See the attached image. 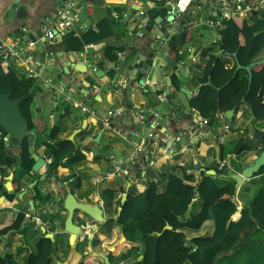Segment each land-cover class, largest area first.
<instances>
[{"label": "crops", "instance_id": "0c3cea01", "mask_svg": "<svg viewBox=\"0 0 264 264\" xmlns=\"http://www.w3.org/2000/svg\"><path fill=\"white\" fill-rule=\"evenodd\" d=\"M64 1L66 0H0V39L10 41L17 35H22L24 40L35 38V44L42 41L47 51L46 61L36 55L32 62L37 73L33 77L38 86L36 93H40V107L35 116L37 122L43 123L47 128L58 125L59 137L73 141L79 154L83 155L76 164L71 165L67 158L57 168L50 170L48 165L47 169L42 167L37 172L32 169L22 170L19 156L14 157L16 170L12 186L15 194L8 193L5 187L0 190V226L12 222L19 212L24 213L25 221L20 230L3 236L0 251L11 255L18 264H23L29 253L36 252V240L43 233L41 227L45 226L47 232L55 234L53 240L57 242L52 264H78L84 256L90 255L97 258L95 264H133L135 260L142 259V255L137 258H120L127 253V246L117 254L119 258L111 257L110 254L119 243L125 241L122 229L116 223L122 209L123 196L127 198L128 195L140 194L147 189L149 183H157L162 192L167 180L160 174L178 173L183 167L196 168L199 173L213 170L215 175L209 174L214 175L215 183L217 177L223 178L227 183H234L230 173L251 165L261 147L257 146L239 155L234 154V148L241 138L246 139V142H257L256 132H264V120L255 118L250 125H246L253 111L245 102L236 108L228 121L225 120L227 110H222L214 114V120L204 125L199 123L204 117L191 107L190 101L198 95L201 88L202 65L207 59L202 57L203 51L210 48L211 54L221 55L214 41L221 39L224 22L219 31L216 27L206 25V20L213 15L212 0H192L186 7H179L181 14L176 16L174 24L168 23L167 12L165 15L158 13L161 0L94 1L92 4L88 3L90 24H73L70 31L62 28L58 15L59 7ZM170 4L173 8L177 4L176 0H165L167 8ZM20 7L24 11L19 12ZM79 9L80 5L74 2L73 10ZM140 10H146L149 22L144 28L141 23L144 17L138 14ZM262 12L264 11L255 13L260 15ZM114 13L120 18L115 19ZM123 14H127V18ZM254 14L250 17H254ZM103 19L110 21L113 32L111 36L89 43L82 51L64 49L62 41L66 32L81 36L89 26L95 28ZM200 27L212 28L214 34L205 37ZM47 29L57 30L51 44L45 39ZM185 29L187 39L177 46L180 60L175 62L169 56V41L172 36L178 37ZM59 33L61 41L58 39ZM208 37H212L211 44ZM160 40L163 41L162 46L159 45ZM113 46L120 48L116 52V61L108 60L104 53L105 47ZM263 55L264 52L257 59L255 57V60L261 59ZM92 66L97 67L96 71L92 70ZM228 66L232 67V64ZM46 69L53 76L45 73ZM16 72L26 75L22 68H18ZM87 75L93 78L92 82ZM46 79L51 81L50 87L43 85ZM139 84L144 87H139ZM72 100L85 103L91 111L82 113L80 108L73 106ZM130 108L145 112V128L137 124ZM122 109H126L124 115L113 120L109 127L102 126V119L108 110ZM225 124H228V130L224 129ZM152 125L157 132L179 136V143L173 147L169 141L159 143L155 165L145 167L140 160L130 161V155L133 142L140 141L134 135L135 131L143 135L146 127ZM38 131L41 132V129L31 131L32 150L52 161L45 153L44 137ZM117 131L127 138H121ZM149 143L145 138V146L148 147ZM226 144L233 151V160L229 161L233 163L234 170L219 169L221 160L229 156L226 154ZM240 155L247 156L242 165L237 162ZM117 166L125 168L126 174H112ZM10 170L11 167L7 169V175ZM0 175L1 180L2 174ZM5 182L4 178L3 185ZM248 182L251 180L243 182L235 191L237 210L230 219L234 225L224 241L223 250L214 260L230 255L234 257L241 252L239 245L245 242L240 240L248 238L251 243L250 238L259 231L263 233L264 241V231L259 225L252 227L247 224L246 229H243L242 225L236 224L241 218V210L249 208L253 198L240 196L241 188ZM61 188L64 191L60 192ZM108 189L116 192L114 199L109 202L103 195V191ZM23 191L25 194L21 200L17 195ZM67 193H72L78 201L89 204L97 199L104 213V222L101 224L90 218L84 224L74 216L75 223L84 224V233L77 237L73 245L69 241L70 235L62 233L49 221V217L54 215L50 213L52 210L60 220L66 217L63 198ZM7 194L13 198L9 199ZM118 199L120 204L117 203ZM29 200L37 201L38 206L31 208ZM243 205L246 207L242 208ZM41 206L43 210H39ZM201 207L202 202L195 197L179 217L187 220L191 215L197 214ZM33 217H39L41 222H30ZM109 220L112 222L105 228ZM214 228V221L208 219L198 230L184 231L186 240L194 237L208 238L213 234ZM87 230L90 231L89 237L86 236ZM193 252L198 253L199 257L203 255L200 249Z\"/></svg>", "mask_w": 264, "mask_h": 264}, {"label": "trees", "instance_id": "16d2710c", "mask_svg": "<svg viewBox=\"0 0 264 264\" xmlns=\"http://www.w3.org/2000/svg\"><path fill=\"white\" fill-rule=\"evenodd\" d=\"M94 1L101 0H89V4ZM190 1L176 0V3L184 8ZM159 5L161 6L159 14L165 15L170 11L165 6V0H161ZM72 29L73 27L70 30ZM112 33L110 21L103 19L96 24L95 28L89 26L81 36L66 32L62 43L66 51H82L89 43L106 39ZM221 36V39L216 41L221 52L220 56L211 54L210 48L202 53V57L207 59L202 65L203 76L200 79V92L190 101L191 107L198 110L202 117L212 121L216 112L237 108L242 98L245 97V102L253 111L256 119L264 120V63L252 67V80L247 92L248 73L244 70L235 72L236 64L233 58V54L236 53L239 64L247 66L255 60V57L257 59L263 54L264 12L260 15L255 13L252 18L250 16L232 17L225 20ZM186 37L187 29L183 30L178 37L170 38L169 56L175 62L180 60L177 46L184 43ZM119 50V47H105V57L116 61V52ZM230 63L232 67L228 66ZM9 90L12 92V98L24 97L20 108L22 115L27 119L29 129L31 131L41 129V132H38L44 137L45 153L52 159L50 170L57 168L64 159L68 158L71 165L82 159L83 155L79 154L73 141L59 137L58 125L47 128L43 123L37 122L34 96L38 86L35 79L16 72L14 68L7 67L0 61V91L8 92ZM5 134L2 130L0 135V173L2 174L0 190L4 189L3 182L7 176V170L3 166H11L3 141ZM256 135L257 142H246V139L241 138L234 148V154L239 155L257 146L261 147L258 153L263 151L264 132H256ZM33 164L34 160L29 153L28 141L25 138L21 142L19 165L22 170L29 171ZM160 176L167 180L165 190L160 192L157 183H149L144 192L128 195L122 204L116 223L121 227L125 241L116 246L115 250L110 253L111 257L117 256L120 250L127 246V253L119 256L120 258H137L138 255H142V259L135 260L133 264H216L214 259L223 250L224 241L234 225L233 222L227 225L237 210L234 183L231 181L222 186L217 185L212 175L205 172L199 173L196 168L190 167L180 168L178 173H163ZM255 176L251 182L260 184V188L252 198L250 207L241 210V218L236 224L242 225L243 229H246L247 224L252 227L259 225L264 231V166ZM115 193V190H104L105 200L112 201ZM7 197L13 198L8 194ZM195 197L202 202L201 210L187 220L179 217L187 210ZM117 203L120 204V199ZM208 219H212L215 225L210 237H194L186 240L184 231H196ZM24 221V213L19 212L12 222L1 225L0 245L3 236L11 231L20 230ZM166 224L172 229L163 230ZM56 246V240L46 238L43 233H40L36 240V252L29 253L23 264H52ZM197 249L202 250V257L194 255L193 251ZM96 261L97 258L90 255L84 256L78 264H95ZM0 264L18 263L11 255L2 254L0 251Z\"/></svg>", "mask_w": 264, "mask_h": 264}, {"label": "water", "instance_id": "95a60500", "mask_svg": "<svg viewBox=\"0 0 264 264\" xmlns=\"http://www.w3.org/2000/svg\"><path fill=\"white\" fill-rule=\"evenodd\" d=\"M70 1V0H69ZM76 3L80 5L78 11V20L75 21L74 25L77 26L79 24H90V18L88 16V3L89 0H74ZM192 1V0H191ZM214 1V0H212ZM180 6L177 4H174V7L172 8V4L168 7L169 10H172V12L167 16V21L170 23L171 20H173L174 14L181 12L179 11ZM20 11H24L22 7L19 8ZM138 10V9H137ZM147 25H149V22H147ZM146 25V26H147ZM145 26V27H146ZM144 28V27H143ZM219 31V28H217ZM58 39L61 41V33L58 34ZM31 40H35V38H31ZM37 50L34 54V57L36 55L43 58V61L47 59V51L44 47L42 41L36 42ZM233 58L235 60V72L238 70H244L248 73V87L247 92L250 89V84L252 80V67L256 65H260L264 63V55L259 60H254L247 66L240 65L237 61V55L236 53L233 54ZM54 60V59H53ZM52 60V61H53ZM104 73V72H101ZM220 88H218L219 90ZM183 92L187 93V91L183 90ZM40 93L37 92L34 96L35 102H36V111H39L40 107ZM24 97H13L12 98V92L9 90L8 92H1L0 91V128L5 131V136L3 137V141L5 144V148L7 150V158H9L11 162V170L8 172V175L5 177V184L4 187L6 191L10 194H15V191L12 186V180L13 175L16 170L15 167V158L16 156L20 155L21 152V142L26 138L28 141V150L31 153V157L34 160V164L32 166V170L37 172L39 169L43 167V164L45 163V159L38 155L37 153L33 152L32 150V132L29 129V125L27 122V119L22 115L20 104ZM241 103L245 104V99L243 98L241 100ZM236 108H232L230 110L225 111V120L228 121L229 118L235 113ZM255 115L253 112H251V115L249 119L246 122V125H250L253 120H255ZM0 129V135L2 134V130ZM72 139V138H70ZM264 166V150L259 153L258 156H256L253 159V162L251 165L246 166L244 168H237L235 172L230 173L231 179L234 181V188L235 191L239 188V186L243 182L250 181L253 179L256 173L260 170V168ZM4 169H8V165L3 166ZM204 169H201V171ZM205 171V170H204ZM50 171H48L49 173ZM206 174L210 175L209 173H212L215 175V171H205ZM213 175V176H214ZM64 191L62 188L60 190ZM25 194V191L19 193L17 196L19 199L23 200V195ZM61 198V197H60ZM126 199V196L124 195L122 198V203ZM57 201H60L58 199ZM29 205L31 208L37 207L38 203L34 200H29ZM246 205H243L242 208H245ZM63 208L66 210L67 215L63 219H59L58 216H56L55 211H51L50 213L54 214L49 217L50 223L55 227L59 228L62 233H67L70 235L69 241L70 244H74L75 240L79 235H82L84 233V224L87 221V218H90L91 220L96 221L98 224H101L104 222V213L103 209L99 206L98 200L95 199L92 201L91 204L86 203L84 201H78L76 197L72 193H67L66 196L63 198ZM39 210H43V207L41 206ZM74 216H76L79 221L82 223H75L74 222ZM43 217V214H42ZM230 220L228 221V223ZM227 223V225H228ZM166 229H172L170 225H165L163 230ZM42 232L45 234L46 238H49L53 240L54 233L47 232L46 227H41ZM160 233H158L159 235ZM124 240V238H122Z\"/></svg>", "mask_w": 264, "mask_h": 264}, {"label": "built area", "instance_id": "2783aa9c", "mask_svg": "<svg viewBox=\"0 0 264 264\" xmlns=\"http://www.w3.org/2000/svg\"><path fill=\"white\" fill-rule=\"evenodd\" d=\"M74 0H66L61 3L58 15L61 19V26L65 31L70 30L74 25L75 21L78 20V11H74ZM171 5V4H170ZM200 8V6H198ZM264 11V0H214L213 1V15L212 17L206 20V25L210 27L223 28V22L225 20L231 19L232 17H248L253 14V12ZM171 12L169 11L167 16ZM140 16H143L142 26L147 25L146 10H140L138 12ZM176 16H179V13L174 14L173 20L170 21L171 24H174ZM124 18H127V14H123ZM114 18L119 19L118 14L114 13ZM22 30H26L22 28ZM57 33L56 29H47L45 30V39L46 42L51 44L52 39L55 38ZM216 43V40L214 41ZM159 45H163V41H159ZM37 50L35 41L33 40H24L22 35L15 36L12 40L0 39V61L7 67H12L14 69L24 68L26 71V76L36 77L37 73L32 66L34 59V54ZM159 53V51H157ZM97 67L92 66V70L96 71ZM74 82V81H71ZM124 85V83H122ZM43 85L46 87L51 86V81L49 79L44 80ZM139 87H144L143 84H139ZM67 99H71L66 96ZM74 107L80 108L82 113H87L91 111L85 103L77 102L72 100ZM130 111L134 113L136 122L139 126L145 128L146 124V114L144 111L130 108ZM126 113V109L122 110H108L105 116L102 119V126L109 127L113 120L118 118L121 115ZM154 116H157L155 114ZM200 124H209L210 120L203 118L199 121ZM225 130L229 129L228 124L224 126ZM117 134L126 139L127 137L121 132L117 131ZM135 136L140 138L139 142H133L132 152L130 155V161L136 162L137 160L141 161V165L148 167L155 165L156 158V148L159 143H165L169 141L170 146L178 145L179 136H170L164 132H157L156 129L152 127H146V132L142 135L138 131H135ZM145 138L149 140L148 147L145 146ZM51 160L45 158V163L43 167L45 169L50 165ZM219 169L224 170H234L233 163L229 159L221 160L219 164ZM126 174V169L123 167H116V170L112 174ZM110 175V174H109ZM1 177V175H0ZM30 222L40 223L41 220L39 217H33L30 219ZM86 236H90V231H86Z\"/></svg>", "mask_w": 264, "mask_h": 264}, {"label": "rangeland", "instance_id": "374dc122", "mask_svg": "<svg viewBox=\"0 0 264 264\" xmlns=\"http://www.w3.org/2000/svg\"><path fill=\"white\" fill-rule=\"evenodd\" d=\"M207 27H208V25H207ZM207 27H200L199 28L200 31L203 32L205 37L214 34L213 29L207 28ZM212 37H208V39H207L209 41V44L212 43ZM213 46H215V45H213ZM22 69L25 71L24 68H22ZM45 73L49 74L50 76H53V74H51L48 69H46ZM86 77L88 78L89 81H91V82L93 81V78L91 76L87 75ZM43 112H45V111L43 110ZM225 150H226V154L229 155L227 159L233 160V155H232L233 151L231 149H229L228 144H226ZM256 154H258V152H256ZM246 155H240L237 158V162H239L242 165L243 159L247 158ZM216 183L218 185L222 186V185L226 184L227 181H225L221 177H217ZM259 188H260V184L248 182L247 185H245L241 188L240 196L241 197L244 196L243 198L254 197V195L256 194V192L258 191ZM110 222H112V221L110 220L108 223H106L107 225L105 228L108 227ZM259 232L255 236L250 238V240H252L251 243L248 242L249 241L248 238H246L244 240H240V242L245 241L244 243L239 245V249H241L240 253L235 254L234 257L232 255L225 256V257H217V259L215 260V263L216 264H264V241H263V237H262L263 233L262 232L259 233ZM194 255L199 257L198 253H195Z\"/></svg>", "mask_w": 264, "mask_h": 264}]
</instances>
